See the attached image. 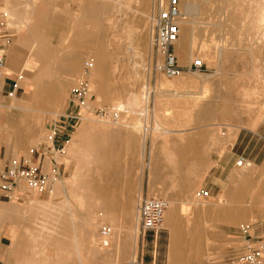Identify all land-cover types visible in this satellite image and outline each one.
<instances>
[{
    "label": "rangeland",
    "instance_id": "1",
    "mask_svg": "<svg viewBox=\"0 0 264 264\" xmlns=\"http://www.w3.org/2000/svg\"><path fill=\"white\" fill-rule=\"evenodd\" d=\"M6 1L0 0V14H5L10 20L12 16ZM23 1L27 0H14L19 5ZM83 1L103 3L110 10L114 9L111 8L113 5L118 7L111 15L110 24H107V19L103 20L104 27L100 33L94 26L89 29L92 31L90 36L104 39L101 41L103 50L113 56L108 70L115 68L118 71L117 77L111 75L110 78L120 90L116 89L114 98L110 100L97 96L92 85L96 83V75L92 72L94 66L91 69L89 63L94 65L96 59L92 51H86L77 58L80 64H77L75 74L67 80L57 76L48 84L45 97L37 103L31 100L33 89L29 84L11 98L0 96V152L6 156L15 153L30 157L29 149L45 143L49 126L62 108L66 105L71 108L72 104L68 103L71 91L85 87L87 101L83 106L74 107V115L78 119L71 122L70 140L80 128L84 114L102 120L107 119L109 110L110 114L118 110L115 115L139 121V132H129L126 139L133 145L132 155L125 154L124 138L111 141L115 148V165L120 169L130 168L127 181L131 186H127L124 194L110 197L107 201L92 194L74 193L70 188L75 184L70 185L68 178L77 168L83 174L92 165L87 159L88 148L105 149L112 134L88 132L78 140L69 158L65 157L67 141L58 156L60 176L52 194L25 192L17 200L0 199V204L20 208L24 216L22 220L28 221L20 229L10 232L9 237L0 236V264L115 263L124 239L130 237L124 246L132 243L135 235L137 241V205L145 196L166 199L169 207L173 205L178 210L182 206V210L188 208L184 210L188 213L181 214L187 215L185 219L179 215L184 221L188 219L190 224L184 225L182 235L186 242H182L181 254L171 253V233L164 224L157 239L158 264H233L239 251L241 225H248L252 237L260 238L264 243V207L253 210L248 220H235L221 215V212L216 214L204 210L215 207L223 210L224 205L218 202L222 199L224 203L229 198L241 173L253 181V188L248 187V195H253L255 200L264 196V38L258 25L263 0H193L195 6L189 14L184 13L186 0H182L180 11L185 18L183 21H190L191 29L187 31V27L179 23V35H182L178 36L172 51L183 71L175 77H166L157 69L162 57L152 42L153 20L167 0L160 3L159 0H124L126 3L119 0L120 5L115 3L118 0ZM52 4L55 5L54 2ZM14 26L19 31L16 21ZM61 44L56 46L58 53L63 51L62 48H68ZM134 50L142 59L131 55ZM114 59L117 63H113ZM149 59V71H146ZM195 59L201 60V69L187 71ZM86 62L89 64L87 68ZM36 73L33 70L27 74L30 84L34 82ZM131 93L135 106L124 108L119 102H125ZM115 100L120 109H117ZM146 101L148 113L145 116L143 108ZM129 108L132 112H128ZM97 120L93 123L98 128L100 122ZM153 127L157 129L153 130ZM18 133L23 136H18ZM143 136L146 142L141 153ZM180 154H183L181 160ZM240 158L245 159V167L237 166ZM178 163L187 170H183L186 176L182 180L186 192L181 190L180 180L172 173L171 167ZM200 190H206L208 196L198 198ZM108 201L113 209L108 211L113 215L111 218L107 217L105 207ZM118 206L125 207L124 217ZM103 225L112 230L107 241L98 234L99 227ZM101 241L109 245H101ZM93 253L95 258L88 256Z\"/></svg>",
    "mask_w": 264,
    "mask_h": 264
},
{
    "label": "bare ground",
    "instance_id": "2",
    "mask_svg": "<svg viewBox=\"0 0 264 264\" xmlns=\"http://www.w3.org/2000/svg\"><path fill=\"white\" fill-rule=\"evenodd\" d=\"M127 1L128 0H126V2ZM160 1L161 0H159V3H160ZM117 2L119 3V0L115 1V3H117ZM123 2H124V0H123ZM126 2H124V3H126ZM118 5H120V3ZM194 6H195V3H194L193 0H186L185 3L183 4L184 13L189 14L190 11L192 9H194ZM6 7H8L7 9L10 11L11 15L16 20V23L18 24V27H19V33H25L26 31L31 29V26H32V21H31L32 17L31 16L38 9H42V10H45V11L51 9V11H53V12L55 11V9H54L55 7L54 6L42 4V3H40V2H38L36 0H27L21 5L16 4L14 2V0H7L6 1ZM122 7H123V5H122ZM111 8H114V9L110 10L109 6H107V5L103 4V3L90 2L89 3V10H88V12H90V15H89V17L84 19L83 23L79 20V17L75 18V16H74L75 19L73 18L72 23L70 21L71 26H70V28H69L70 30L68 32L69 36H72L71 38L74 39V37H79V35H81V36H84V34L85 35L86 34L90 35L92 32H90V34H89V31L85 27V23L89 24L90 26L91 25L94 26L95 31H98V32L101 31L103 29V27H104V26L102 27L103 20L107 19L108 20L107 24H108L109 21L112 20V17H111L112 13L116 12V11H114V10H116V8L118 9V7H116V5H113V7H111ZM182 14H183V12H182ZM79 16H80V14H79ZM258 17H259L258 18L259 30H260L261 34L263 35V38H264V0H263V4L261 6V10L259 12ZM183 20H185L184 17H182V19L179 20V23L182 22L187 27L185 29L187 31L188 30L190 31L191 22L190 21L189 22L188 21H183ZM98 32H96V34ZM122 33H124V31ZM150 33H151V30H150ZM96 34H94V35H96ZM97 35H99V34H97ZM181 35H179V36H181ZM128 37H129V35H128ZM91 38H92L91 41L93 43V44H90V45H92L91 50H92V52H93V54L95 56V59H96V62L94 63V65L92 64V62H89L91 69L94 66L93 69H92V72L96 75V83H94V84L92 83V85L94 86L93 87V91L97 94V96H101L102 95L107 100H110V99H112L114 93H116L117 90H120V89L116 88V85H114L115 83L113 84L111 82V78H110L111 75L116 76L115 74H117L118 71H116L115 68L108 70L109 65H111L110 59H112L113 56L109 55L107 50H103L104 49V45H102L101 41H103L104 39L102 38L103 40H100L101 37H99L100 39L98 37L94 38L93 35L91 36ZM66 40H65V42H66ZM71 41H73V40H71ZM191 42L192 41H190V43ZM70 45H72V43ZM190 45L192 46V44H190ZM190 48L192 49V47H190ZM62 50H64V49L62 48ZM34 51H35L34 46H31V48H29V52H30L29 57L31 56V53H33ZM140 52H141V50H140ZM131 55L132 56L133 55L134 56L137 55V57L139 56V58L142 59V57H140V53L137 52V50ZM115 59H114L113 63H117V60H115ZM149 63H150V59L148 60V68H147L146 71H149L148 70L149 69ZM138 67H139V64H138ZM134 72H136V71H134ZM112 79H113V77H112ZM27 82H29V81H27ZM26 84H28V83H26ZM32 84H33L32 85V89L33 90L31 92V100H32L33 103H37L38 100L42 99V97L43 98L45 97V95L47 94L46 88L48 89V87L41 82V77L38 74L35 75L34 82ZM132 93H131L130 96L128 95L129 98L127 100H125V102H123V103L119 102V104H122L124 106V108L130 107L131 105H133L134 104L133 100L135 98H133V96H132L133 94ZM55 97H56V99L58 98L57 94H55ZM147 99H148V97H147ZM111 103L112 104H114V103L117 104L118 102H116V100H115L114 103L113 102H111ZM146 103H147V101L144 103V108H143V110L145 109L144 110V115L145 116H146V113H148V111L146 109V106L148 105V103L147 104ZM134 106H135V104H134ZM118 108H119V105H118L117 109ZM116 111H118V110H115V112L113 111L112 114H114V115L118 114V113H116ZM130 111H131V109L128 110V112H130ZM109 112H110V110H109ZM109 112H108V115H107V119H102V120H97V119H94L93 117H91L88 114H84L83 117H82V120H81L82 122L80 124V128L78 129L77 132H75L74 137L71 140H69L68 145L66 147V151L67 152L65 153V157L66 158H69L70 156H72V153H74V151H75L74 150L75 147L78 145V140L80 138H82L84 135H86L88 132H99V133L104 132L108 136L112 134L111 135V139L109 141L110 143H107L105 149L96 150V149H94V147L88 148V150H87V153H88L87 159L89 160L90 163H92V165H89L88 169L83 174H82L81 170H79L77 168V170H75L72 173V176L68 178V183H70V185L75 184L74 188H70V190H73L74 193H78V191H79V193L81 195L92 194L95 197H97L99 199L102 198V199H104L106 201L110 197H114L116 195L124 194L125 193V189H127V186L128 187L131 186V184H129L128 181H127V179H128L127 175H128V171H129L130 168L129 167H126V168L123 167L124 169H120V168H118L115 165V161H114L115 148H114L113 143L111 141L114 140V138H117V139L124 138L126 140L128 138L129 132H137V131L139 132V130H140L139 121L127 120V119L122 118L124 116L119 117V115L118 116L115 115L116 116L115 117L114 115L110 114ZM96 120L100 122V126L98 128L95 127L94 123H93ZM152 129L156 130L157 128L155 129L153 127ZM162 129H165L164 126H163ZM145 130H147V129H145ZM145 130H144V132H146ZM170 130H164V131L165 132L166 131L169 132ZM18 132H19V130H18ZM18 136H23V134L21 135V134L18 133ZM145 142H146L145 141V136H143L142 139H141V144H140L141 153H143L144 150H145ZM176 142H177V140H176ZM180 149H181V147H180ZM185 152H187V151H185ZM133 153H134L133 145H131L129 140H126L125 154L132 155ZM182 158H183V154H180V160ZM247 165L250 166V163L249 164L247 163ZM243 166L245 167V165H243ZM171 168H172V173L174 174V177L177 178L178 180H180V188H181V190L184 191L185 186L182 183V180L186 176V174L183 171V170H185L184 166H182L181 163H178V164L174 165ZM196 170L198 171L197 167H196ZM185 171L187 172V170H185ZM241 171H242V169H241ZM241 174L242 175L239 176V179L237 180V183H236L237 185L234 186L233 189L230 191L229 198L226 199V201H224V203H222L223 202L222 199L219 200L218 203L224 205L223 210H219L216 207L215 208H208L207 210H204L205 209L204 208L202 210L207 211V212H214L216 214H219L221 212V213H223V214L220 213L221 215H224L225 217H229V218H235V220H248V218L252 214L253 210L254 211L255 210H260L262 207H264V196H263V198H261V200H258V199L255 200V199H253V195H248V192H249L248 191V187L252 186L253 181L244 178L245 176H243V173H241ZM246 174L248 175V172ZM131 181L129 180V182H131ZM263 183H264V181H263ZM252 188H253V186H252ZM184 192H186V191H184ZM111 195H113V196H111ZM105 204H106L105 207H106V211H107V217L111 218V216H113V215H112V213L108 212V211H110V209H112L111 202L108 201V202H105ZM123 206H124V204H123ZM123 206L122 207L118 206L119 209L121 210V216L122 217H124L123 215L125 213V207H123ZM113 207H115V206H113ZM181 208L183 209L184 207L182 206ZM186 208L187 207H185L184 210H186ZM114 209H117V208H114ZM182 209L178 210V207L176 208V206H173V205L170 206V207L168 206L166 211H165V215H164L163 226H164V224H166V226L170 230L169 233H171V236H170V246L169 247H170L171 253H173V254H179V252L181 254L180 247L182 246V242H186V241H184V237H183L182 233L184 232V228L187 227L188 225H190V224H188L189 221H188L187 217H186L187 220H185V221L182 219V218H184L187 215H185V216L181 215V214H185V212H187L188 210L184 211ZM179 215H181L182 218H180ZM23 218H24L23 212H21L20 208L14 206V205L0 204V236L9 237L10 236L9 233L12 232L14 229L18 230L21 227H23L25 225L24 223L28 222L26 220H22ZM184 225H185V227H184ZM11 240H12V238H11ZM93 241H94V239H93ZM104 242L101 241V245ZM131 242H132V243H130L131 244V250L133 252H135L136 235L133 237ZM98 243H99V241H98ZM107 244L109 245V243L106 242L105 245H107ZM77 255L79 257V260L80 259L82 260V256H81V254L79 252L77 253ZM88 256L91 257V258H95L96 254H94V253L92 255L88 254ZM83 259H84V257H83ZM69 261H70V259H69Z\"/></svg>",
    "mask_w": 264,
    "mask_h": 264
},
{
    "label": "crops",
    "instance_id": "3",
    "mask_svg": "<svg viewBox=\"0 0 264 264\" xmlns=\"http://www.w3.org/2000/svg\"><path fill=\"white\" fill-rule=\"evenodd\" d=\"M37 1L42 4L56 7L55 11L53 12L51 9L46 11L38 9L31 16V29L25 33H19V31H16L14 26L16 20L11 13L10 16H12V18H10V20H7L5 14H0V49H3L4 51V63L2 68L3 92L0 96L6 97V93L11 90H14L15 94L20 93L24 89L26 83L32 86L33 84L27 82L29 79L27 74L32 73L33 70L37 72L36 74L41 77V82L47 87H49V83L56 80L57 76L58 78L67 80L78 70L77 64H80V61H78L79 59L77 58L82 56L86 51H92V45H90L92 44V38L90 35H79V37H74V39H72V36H69L68 34L74 16L75 18L79 17V20L82 23L85 18L89 17V3L92 1ZM47 1H51V3ZM52 2H54L55 5H53ZM74 6L76 8H72ZM59 24L60 26H58ZM85 27L90 34L92 31L89 28L92 27V25L90 26L85 23ZM70 42L72 45H70ZM61 43L66 44L68 48L64 49L61 53H58L59 49L56 46H59ZM31 46H34L35 51L31 53V56L29 57L28 52ZM73 66L75 67L71 68ZM50 86L52 87V85ZM63 113H73V109L70 110L66 105L62 108L60 114ZM72 121L73 120L60 124L55 145L64 144L65 146V143L70 140L72 135H70L71 132L68 131L70 127H72ZM39 145L40 144H37L30 149H36ZM29 155L30 157L11 153L9 156H6L4 152H0V171L7 166L12 157H15L18 160L27 158L32 165L38 167L40 172H47L49 169L48 157L39 156L37 154L31 155L30 152ZM257 237H259V235H257ZM128 239L129 236H127L122 242L118 261L108 264H158V236L154 237L151 234H148L146 238L143 239L138 235L135 252L131 250L130 244L126 243L127 246H124V242ZM254 242L255 245H264L263 240L260 238L254 239ZM262 258L264 261V248L262 251ZM102 259H104L103 256Z\"/></svg>",
    "mask_w": 264,
    "mask_h": 264
},
{
    "label": "built area",
    "instance_id": "4",
    "mask_svg": "<svg viewBox=\"0 0 264 264\" xmlns=\"http://www.w3.org/2000/svg\"><path fill=\"white\" fill-rule=\"evenodd\" d=\"M59 1V0H52ZM182 0H167L165 6L161 7L153 20L152 42L157 54L162 57V62L157 67L166 77L178 76L183 69L177 64L176 57L172 51L173 44L179 36V20L182 18L180 3ZM1 26V24H0ZM3 27V26H2ZM4 63V51L0 49V95L3 92L2 68ZM89 64L86 62L85 67ZM201 60L195 59L188 66L187 71L197 72L201 69ZM15 96V91L6 93V97ZM87 91L85 87L73 89L68 103L72 104L73 113L59 114L53 119L49 126L46 141L36 149H30L31 155L37 154L49 158V169L47 172H40L38 167L31 164L30 160H21L12 157L7 166L0 171V199L17 200L20 194L25 192L33 194H52L54 185L60 176L58 156L63 151V145H55L61 123L78 119L75 108L86 103ZM245 159L240 158L237 166L245 165ZM198 198H206L208 192L200 190ZM168 201L159 197H142L137 205L138 227L137 232L141 237L151 234L156 237L163 230L165 211ZM99 237L102 240L108 239L112 230L109 226L103 225L98 229ZM264 245L256 244L250 234L248 225H241L239 228V251L235 255L233 264H264L262 251Z\"/></svg>",
    "mask_w": 264,
    "mask_h": 264
}]
</instances>
